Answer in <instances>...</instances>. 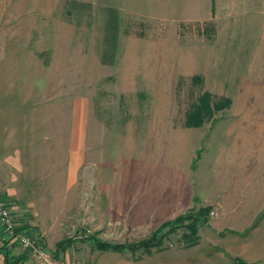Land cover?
<instances>
[{
    "label": "rangeland",
    "instance_id": "374dc122",
    "mask_svg": "<svg viewBox=\"0 0 264 264\" xmlns=\"http://www.w3.org/2000/svg\"><path fill=\"white\" fill-rule=\"evenodd\" d=\"M146 3L0 27V194L51 264H264V33Z\"/></svg>",
    "mask_w": 264,
    "mask_h": 264
},
{
    "label": "crops",
    "instance_id": "0c3cea01",
    "mask_svg": "<svg viewBox=\"0 0 264 264\" xmlns=\"http://www.w3.org/2000/svg\"><path fill=\"white\" fill-rule=\"evenodd\" d=\"M90 1V0H81ZM131 0H110V3L115 4ZM153 7L154 9H165V6L171 5L173 9L182 13L194 14L192 11L198 10V3H206V13L209 16V10L227 12V16L233 19H239L252 29L253 34L264 33V0H187L184 8L182 6L183 0H172L171 2L163 0H139ZM38 0H0V27L3 29H14L13 33L19 32L22 25V19L35 18L32 12H37ZM163 8V9H162ZM23 12H25L23 14ZM226 15V14H225ZM10 31H1V34L9 33Z\"/></svg>",
    "mask_w": 264,
    "mask_h": 264
},
{
    "label": "built area",
    "instance_id": "2783aa9c",
    "mask_svg": "<svg viewBox=\"0 0 264 264\" xmlns=\"http://www.w3.org/2000/svg\"><path fill=\"white\" fill-rule=\"evenodd\" d=\"M24 224L22 209L0 199V225L9 240L15 242L21 250L32 255L36 264H51L47 250L35 241L26 231H20Z\"/></svg>",
    "mask_w": 264,
    "mask_h": 264
},
{
    "label": "trees",
    "instance_id": "16d2710c",
    "mask_svg": "<svg viewBox=\"0 0 264 264\" xmlns=\"http://www.w3.org/2000/svg\"><path fill=\"white\" fill-rule=\"evenodd\" d=\"M0 199L5 200L1 194H0ZM179 221H181V220H179ZM24 230L27 232L26 226L23 227L20 231H24ZM97 244L99 245L97 248L100 251H110V250H112V251H118L119 252V251H123L124 249L125 250L126 249L127 250L130 249V251L132 249H134V248H131L130 246H127V247L123 248V247H119L117 245L108 246V245H102V244H99V243H97ZM160 244H161V241L159 240V241H155L153 243L151 242L150 244L143 243V244H140L137 247L148 249L150 246L151 247H158V246H160ZM13 245H15V242H13L12 240L8 239L3 227L0 225V255L4 256L5 264H25V261H27V259H28L27 258L28 254L27 253H26L27 255L22 254L21 256L14 255L13 252H12V248L14 247ZM235 262H236V264H242V263H240L239 260H235Z\"/></svg>",
    "mask_w": 264,
    "mask_h": 264
}]
</instances>
